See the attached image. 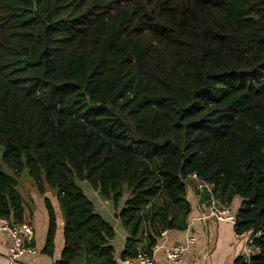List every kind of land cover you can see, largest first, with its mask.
I'll list each match as a JSON object with an SVG mask.
<instances>
[{"label":"trees","instance_id":"1","mask_svg":"<svg viewBox=\"0 0 264 264\" xmlns=\"http://www.w3.org/2000/svg\"><path fill=\"white\" fill-rule=\"evenodd\" d=\"M0 162L1 218L23 223L24 171L55 191L54 264H116L76 181L112 201L123 261L186 229L193 176L220 206L240 198L253 253L235 264H264V0H0Z\"/></svg>","mask_w":264,"mask_h":264},{"label":"crops","instance_id":"2","mask_svg":"<svg viewBox=\"0 0 264 264\" xmlns=\"http://www.w3.org/2000/svg\"><path fill=\"white\" fill-rule=\"evenodd\" d=\"M84 182L85 181H76ZM87 183V182H86ZM89 186V184L87 183ZM201 184L194 176L188 179L185 198L190 205V214L187 217V227L184 231H167L162 234L152 251L154 264H175L166 255V249L175 244H184L189 237L194 238V244L184 252L181 261L177 264H235V260L244 254V241L247 236H237L234 226L228 223L217 222L213 219H203L208 206L203 201L199 191ZM18 186V180H17ZM23 201V223H27L32 229V246L39 252L35 257H22L13 264H54L59 260L63 247V218L56 202L55 193L45 189L44 195L39 194L32 182L25 181L19 185ZM90 187V186H89ZM93 191L91 200L95 212L98 213L113 229L114 238L110 245L114 250V261H120V255L124 249L127 232L121 221L116 218L112 201L104 200L98 191ZM48 198L56 211L57 232L54 242L53 257L41 253L48 226L47 212L44 199ZM88 198V197H87ZM212 198V197H211ZM213 199V198H212ZM122 206H119V208ZM240 206V198L235 197L230 208L237 211ZM9 238L7 234L0 233V264H8L7 254Z\"/></svg>","mask_w":264,"mask_h":264},{"label":"built area","instance_id":"3","mask_svg":"<svg viewBox=\"0 0 264 264\" xmlns=\"http://www.w3.org/2000/svg\"><path fill=\"white\" fill-rule=\"evenodd\" d=\"M207 187L208 185H201ZM237 211L232 210L230 207L220 206L211 198L210 204L207 209V213L203 219H213L217 222L228 223L234 226L236 220ZM0 233L7 234L9 238V248L7 254L8 264H13L22 257H35L39 252L31 245L32 242V229L27 223L16 224L12 220L4 219L0 217ZM245 238L244 245V257H247L253 253L251 247L252 239L248 235ZM194 238L189 237L184 244H175L174 246L166 249L167 258L172 263H179L184 252L187 248L194 244ZM155 248V247H154ZM153 248V250H154ZM116 264H154L152 257L145 253H140L135 259H126L116 262Z\"/></svg>","mask_w":264,"mask_h":264},{"label":"rangeland","instance_id":"4","mask_svg":"<svg viewBox=\"0 0 264 264\" xmlns=\"http://www.w3.org/2000/svg\"><path fill=\"white\" fill-rule=\"evenodd\" d=\"M0 168L1 170L8 174V175H12L11 171H9L8 169H6L0 162ZM18 180V186H17V190L19 191V193H22L21 190H20V186L19 185H23V183L25 181H28V182H32V180L29 178L28 174L26 171H24L17 179L16 181ZM33 184V182H32ZM78 185V187L83 191V193L86 195V197H89L92 199L93 203L95 204L96 202L94 201L93 197H92V194H93V191L90 189V187L87 185V183L85 182H77L76 183ZM33 186L35 187V185L33 184ZM36 188V187H35ZM47 189L51 190L50 188L46 187ZM53 193H55V191L51 190ZM90 200V199H89ZM91 201V200H90ZM56 213V211H55Z\"/></svg>","mask_w":264,"mask_h":264},{"label":"water","instance_id":"5","mask_svg":"<svg viewBox=\"0 0 264 264\" xmlns=\"http://www.w3.org/2000/svg\"><path fill=\"white\" fill-rule=\"evenodd\" d=\"M199 189H200L199 191L203 196V201L206 202L207 206H209L211 200V191L205 186H202Z\"/></svg>","mask_w":264,"mask_h":264}]
</instances>
